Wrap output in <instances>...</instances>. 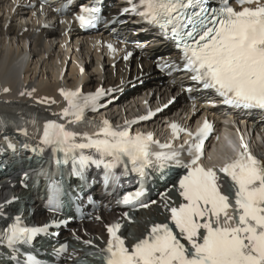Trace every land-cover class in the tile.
Wrapping results in <instances>:
<instances>
[{"label":"snow or ice","instance_id":"6c2138e0","mask_svg":"<svg viewBox=\"0 0 264 264\" xmlns=\"http://www.w3.org/2000/svg\"><path fill=\"white\" fill-rule=\"evenodd\" d=\"M255 2L240 0L242 5ZM129 3L131 7L125 8V12L158 26L175 41L182 51L184 69L193 73L192 80L206 89H215L225 104L264 109V4L236 10L227 0L220 7L207 6V0H129ZM97 12L95 7H84V14L78 17L81 25L91 23ZM61 92L68 103L62 115L72 119L68 126L56 120L47 121L40 137L45 147L63 153V159L56 161L58 165L71 161L77 175L91 164L103 166L106 184L119 181L114 171L118 167L124 169L121 175L135 172L142 177L149 168L186 169L178 182L184 202L170 208L172 226L154 224L131 248L117 234L120 224L109 226L110 239L103 249L106 264H264V160L243 145L237 158L221 167L220 171L236 187L238 218L232 224L234 217L227 211L231 206L229 197L221 193L216 171L199 163L202 142L211 127L207 122L198 129L197 139L187 149L176 150L163 144L159 147L167 151H155L152 145L159 142L150 133L133 135L127 127L114 129L107 120L99 123L87 120L86 111L96 109L99 98L105 94L103 90L88 95L79 90ZM81 123H95L99 131L89 134L71 129V125ZM4 126L5 121L0 118V128ZM172 129L176 134L182 130L175 123ZM39 150L42 152L44 148ZM184 151L191 157L187 163L182 159ZM51 187L55 200V182ZM48 227L22 226L17 216L0 236V242L15 249L18 244L31 242ZM65 249L62 246L61 251ZM26 264L40 262L30 257Z\"/></svg>","mask_w":264,"mask_h":264},{"label":"bare ground","instance_id":"6f19581e","mask_svg":"<svg viewBox=\"0 0 264 264\" xmlns=\"http://www.w3.org/2000/svg\"><path fill=\"white\" fill-rule=\"evenodd\" d=\"M11 1L12 0H0V5L4 2L11 3ZM16 1L19 2L20 6L15 9L14 3H12L9 13L8 12L6 13L9 14V16L3 19L4 22L2 24L0 18V41L1 39H3L2 38L3 36L5 37V39L6 38L8 39L9 36H12L13 38L16 37L20 43L21 42L24 43V46L22 49L18 48L16 52L17 54L10 53V55L7 56L6 58H4L3 50H0V88L2 90H4L5 88H9L10 90L8 94L5 93L0 94L1 108L18 109V110L30 108L34 111L41 110L46 113H54L56 111L63 109L64 105L66 104L64 101H62V96L59 94L61 90L74 87L75 85H77L78 88L81 85V83H84V87L86 90H95L100 85H103V87L111 86L117 88H125V90L131 89L130 92L132 93V95H130V97H127L125 99L124 98L122 99V96L113 95L114 97L113 102L108 107L100 109L99 110L100 113L112 112L114 110H118L120 113H122L124 109H126V111H136V106L137 107L140 106L144 100H148L150 103L155 101L165 102L166 100H169L170 96L175 94H178L177 96L181 102L186 101V97L180 95L179 93L182 90L183 86L185 85V83H183L180 79H176L175 81H172L168 78H165L163 80L162 85H160L159 83H154L153 85H150L147 88H141L139 79L142 78L143 76L146 75L149 76L146 78V80H149L150 78H154L156 80L162 78L163 76L156 69L155 62L153 60L145 59L139 62L138 58L135 57L131 60V62H129L130 63L129 71L125 69L126 65L122 60L117 63L116 65L118 72L117 76L110 75L114 71V68L112 67L111 70L106 69L107 72L106 73L104 72V74L98 73L99 79L95 80L91 78V76L87 73L80 78L79 74L81 71V67L78 66L76 61L74 60L75 61L74 65L70 69L71 71L68 76V78L70 77L69 81L66 78L60 79L59 77L55 79V81H52L51 79L47 78L46 81L43 80L42 82L36 85L35 81L37 79L35 80L32 78V76L34 75V74L32 75V73H34L32 72L33 69H31L30 66H27V69L24 73V79H23L24 81L19 82L20 71H19L18 61L21 54H24L25 52L27 53L26 51L27 39H30L29 41L32 40L30 42L29 55H32L33 57L35 56L42 57V56H47L46 54H50L51 51H53L51 49V47H53V43H50V41L54 40L55 42V39H57L56 41H59V43H62L60 47L63 44L64 45L66 44L67 38L69 36L71 37L72 41L71 44L68 45V47L72 46L73 40H75L77 43L78 41L84 39V41H86L89 47L91 48L94 47L92 46L93 44L91 43V41L94 42V40L91 39V36H87V35L84 36V34H81V32L75 29L74 27H68L65 21L63 23L64 24L63 27L60 26L52 27L46 25L45 24L46 22L43 23L42 19L39 20V15L37 16L35 15L36 10L28 6L30 4H28L24 0H16ZM121 5L122 2L117 3L114 7L111 8L112 13L115 16H117L120 13ZM3 6L4 5L0 6V13L1 11L3 13V11L5 10ZM13 11H14V15L12 18L18 17V19L19 18L23 19V17H25L26 15L29 14L33 15L32 16L33 24L25 25L22 22L21 24L11 22L10 14H13ZM43 15L41 16V18H43ZM137 39L144 41V39H148V38H144L143 34H139L137 35ZM156 45H161V43ZM63 47L65 48V46ZM78 47L79 46H77V48ZM157 50H160V48H158ZM147 53L148 52L145 53L146 56ZM160 57H163V54H160ZM66 58H64V62ZM108 59L111 62L114 61V59H111L110 57H108ZM161 59L162 58H160L159 60ZM95 62L92 59L91 63L93 65ZM140 64L142 65V68L139 67ZM60 65H61L60 68L63 69L64 63H61ZM136 82L138 86L131 88L136 84ZM32 90H34V92H31ZM152 91H155V94L149 95V93ZM20 93H23L24 96L20 97L19 96ZM36 98L43 100L44 102L50 104L51 106L41 104V102L36 100ZM201 98L202 101L206 103L207 100L204 97ZM53 100H56L55 105L52 104ZM128 100L133 101L136 104V106L132 105L131 102H127ZM125 102H127L126 105ZM124 106H126V108ZM186 106L189 112H193L191 109L192 107L189 104H187ZM242 128L247 129L245 127V124L242 125ZM225 138H230V134L227 133ZM221 150H224V153L227 152L229 153L230 151L226 143L222 139H218L213 144V152L211 154L213 155V157H215L217 156V152H223ZM12 173H13L12 171H9L2 178H0V205L3 202H5V200L9 199V197H11V194H13L14 196H20L27 193V191H22V192L19 191L18 181L21 178L20 176H14ZM8 178H10V183L6 182ZM177 182L178 181H173L167 185V186H171L173 184L171 187H169V192L163 195L161 198H159L158 203L156 205H151L149 208L145 210H140L136 212L125 210L121 214H116L118 208H113L114 198L112 196H109L106 193L101 192L98 189H95V193L97 194L98 198H100V204L98 205L97 208L90 211L88 216L82 222L75 221L73 223V227L76 229L77 235L68 233L67 240L71 241L76 246H78L76 243V239H77L79 241H83L82 244L87 245L89 247L96 248L95 245H99V247H101L103 245L102 240L105 239V235L103 231L105 224L115 220L126 223L128 220H130V218H133L135 219V221L133 223L127 224L124 231L125 237L129 240L130 244H132L134 242V238L132 236L143 235L146 231H148L150 223H154L156 221L159 222L165 221L168 218V213L170 208L174 207L176 204H179L181 201L184 200L183 197L180 196V194L175 195L173 193V187L176 186ZM75 184L77 185V187L82 188V186L79 183L75 182ZM3 196H6L4 200H3ZM9 207H12V205H10ZM36 207L38 210V216L44 217L45 212L44 209L41 207V205L39 206L36 205ZM235 223L236 220L233 219L232 224ZM130 226L133 227V231L130 233V235H128L127 232ZM83 230H85V233L83 232ZM76 253L81 254L82 252L79 251ZM67 263L70 262L68 261Z\"/></svg>","mask_w":264,"mask_h":264},{"label":"rangeland","instance_id":"374dc122","mask_svg":"<svg viewBox=\"0 0 264 264\" xmlns=\"http://www.w3.org/2000/svg\"><path fill=\"white\" fill-rule=\"evenodd\" d=\"M1 5H4L3 7L5 8L3 13H2V11L0 13L1 24H2L4 22L3 19L5 17L9 16V14H6V13L7 12L9 13V10H10V7H11V3L4 2ZM13 15H14V13L10 14V17L12 18ZM11 18H10V21L13 22V23L21 24V22H22L25 25L26 24L28 25L30 23V19L27 16L25 18H23V19H20V18L18 19V17H14L12 19ZM51 22H52V25H54L53 21H51ZM63 26H64V24H63ZM63 26H60V27H63ZM52 27H54V26H52ZM2 38L4 40L1 39V41H0V50H3L4 58L9 56L10 53L17 54L16 52H17L18 48L22 49L23 46H24V43H22V42L20 43L16 37L13 38L12 36H9L8 39L7 38L5 39V37L3 36ZM68 38H67V40H68ZM29 40L30 39H27V41H26V44H27V50L26 51H27V53L25 52L24 54H21L23 57L20 55V58H19V61H18L19 65L23 67V72L21 74H19V82L20 81H22V82L24 81L23 80L24 79V73H25V71L27 69V66H30L31 69H33L32 72H34V73H32V75L33 74L34 75L32 76V78L35 79V80L37 79L35 81L36 85L39 84L40 82H42L43 80L46 81L47 78L51 79L52 81H55V79H57L59 77V74H60L59 72H61V70H62L60 68V66H61L60 64L64 63V66H65V64H66V62H67L69 57H71L72 60H71L70 65H69V71L66 73L64 78H66L68 81L70 80L69 79L70 77L68 78V76L70 74V71H71L70 69L72 68V66L74 65V62L77 59L78 60L77 62L80 65L83 66L84 70L91 76V78L98 79V73L97 72L99 71V68H98L99 64H98V66L96 65V63H94V65H92V63H90L89 61H90L91 55H95L96 59L101 58L102 55L98 51H96L97 49L89 47V45L86 42L81 41L79 43V45H77L76 43L72 42V46L71 47H68V45L71 44V43H68L65 46V48H64L63 45L60 47V45L62 43H59V41H56V40L54 42V40H53V41H50V43H53V47H51V49L53 51H51V53L49 52L50 54H46L47 56H42V57H40V56L39 57H36V56L33 57L32 55H29L30 54L29 53V46H30V41ZM66 43H67V41H66ZM77 46H79V47L77 48ZM63 57L64 58L67 57L65 59V62H64V58ZM68 61H70V60H68ZM86 63H87V65H86ZM103 65L104 66H102V70L106 73L107 72L106 69H108V64L105 62V63H103ZM109 69L111 70V68H109ZM41 71L44 73V76H43V73ZM151 79H154V78H150L149 80L144 79V81L147 82V83H152V81H155V80H151ZM144 81L143 80L140 81V83H142L141 87L146 88L145 87L146 85L144 84ZM249 128L252 131L254 127L253 126H249ZM255 136L257 137V140L261 141L262 137L259 134L256 133ZM224 148H226V147H224ZM224 148H222V149H224ZM221 151H223V152H217V154L220 153V156H223L224 155L223 154L224 150H221ZM227 153H225V154H227Z\"/></svg>","mask_w":264,"mask_h":264}]
</instances>
